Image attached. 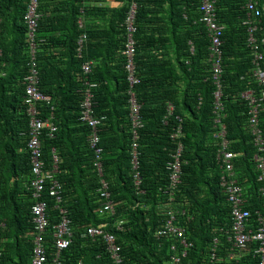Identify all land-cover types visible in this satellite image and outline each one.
Segmentation results:
<instances>
[{"label":"trees","instance_id":"16d2710c","mask_svg":"<svg viewBox=\"0 0 264 264\" xmlns=\"http://www.w3.org/2000/svg\"><path fill=\"white\" fill-rule=\"evenodd\" d=\"M108 0H41L38 27V69L40 89L50 97L42 104V115L53 109L55 130L39 134L44 174L59 169L47 180L41 199L35 197L38 177L33 173L30 119L26 112L25 80L29 73V27L26 15L31 0H0V264H32L34 250V208L47 202L50 228L47 233L50 260L54 226L61 221L60 209L72 221L73 241L62 252L63 264H113L102 237H89L90 227L108 224L117 238L124 264H256L251 256L229 259L232 246L231 207L221 189L223 167L218 161L214 134L216 77L211 58V35L201 19L203 0L136 1V76L132 91L141 105L138 129L142 191L133 184L132 143L134 121L129 103L131 89L126 71V19L134 0H118V8L106 7ZM247 0H216L219 22L227 29L221 39L223 57V105L221 113L235 160L236 177L245 191V209L264 215V185L254 163L257 149L248 129V107L242 93L253 88L252 50L248 27L244 25ZM261 9L264 30V0ZM102 4V6L96 5ZM83 12V13H82ZM86 15V16H85ZM94 17L95 24L83 22ZM102 22L105 23L101 25ZM258 19L254 22L257 23ZM262 33L259 30L258 35ZM87 35L82 57L79 40ZM264 48V47H263ZM62 49L60 58L55 50ZM66 59L69 61L67 62ZM93 63L92 72L83 66ZM264 69V63L262 64ZM93 89L95 117L102 119L100 158L91 144V128L82 121L83 84ZM175 107L173 115L168 108ZM181 118L183 136L172 134ZM264 132V103L260 115ZM184 144L181 185L170 190L167 163L171 152ZM264 156V153H263ZM110 185L114 213L100 214L98 194L102 177ZM62 185L63 201L57 204L49 188ZM171 196L175 201L171 202ZM185 212V213H184ZM186 229L192 246L181 255L180 241L168 233L167 222ZM122 222L123 229L115 225ZM257 227L256 225H254ZM218 240V243H216ZM222 258L224 260H222Z\"/></svg>","mask_w":264,"mask_h":264},{"label":"built area","instance_id":"2783aa9c","mask_svg":"<svg viewBox=\"0 0 264 264\" xmlns=\"http://www.w3.org/2000/svg\"><path fill=\"white\" fill-rule=\"evenodd\" d=\"M41 0H31L29 5V10L26 15L27 24L29 27V44L32 45L29 56L31 61L29 63V73L25 80L26 83V94L25 102L27 105L26 112L30 119V134L31 141L29 147L32 150V161H33V173L38 177L36 181V193L35 197L41 199V193L45 188L47 180H53L54 172L56 169H52L49 173L42 178L45 171V163L42 160L41 142L39 141V134L43 132L44 129L55 130L53 124L54 114L53 109L47 117L42 115V104L50 103V97L46 96L40 89V74L38 69V27L41 19V14L39 13V6ZM134 0L130 12L127 16L125 25L128 32V40L126 44V50L124 55L126 56V71L129 74L128 80L130 82L131 89L129 91L131 104V114L134 121V135L132 143V169H133V184L139 193H144L141 189L142 187V175L140 171V153H139V134L138 129L143 127L141 123V105L138 103L136 94L132 91L133 87L139 83V79L136 76V41L134 39V34L137 30L136 27V13H137V3ZM246 11V21L245 26L248 27V45L252 50V63L254 65L251 71V78L255 81L260 89V92H256L253 88L246 91L242 97L248 103V129L250 131L251 137H253L254 147L257 152L254 155V163L256 170L259 173L258 180L264 185V132L260 125V115L263 109L264 103V69L262 64L264 63V30L261 27V10L258 8V3L253 0L246 2L244 6ZM201 11L204 17L201 21L205 22L209 27V30L213 33L211 35L210 50L212 52L210 60L213 62V71L216 77V87L215 92V112L217 117L215 118V129L214 139L217 149L218 161L221 162L223 169V175L221 178V189L223 194L226 196V201L231 207V221L232 225L228 231V237L230 245L232 246L231 253L229 254V259L240 260L244 256H251V259L257 261L256 264H264V215L260 212L252 214L251 211L245 209V191L240 185L236 177L234 160L240 155L231 149L232 142L227 137L226 125L224 123L223 116L224 105H223V57H222V47L225 44L221 39L224 35L225 28L220 24L217 14L216 0H203ZM258 19L257 23L254 22ZM259 30L262 31L258 35ZM87 35H82L79 40V55L82 57L85 42L87 41ZM93 63H86L83 66V71L85 74L92 72ZM97 87L96 83H92L86 80L83 84L84 88V99L81 105L82 108V121L85 125L89 126L91 129V144L93 149L96 150L98 158H100L102 149L98 147L100 142V131L102 119L95 117V103L93 100V89ZM175 107L170 105L168 112L173 115ZM179 126L175 133L172 134L174 140H180L183 134V127L181 125L182 119L177 118ZM184 144L181 142L176 149V152H171V160L167 163V170L169 173L170 190L171 195L176 193V190L181 185L182 180V167H183V154H184ZM100 176L102 177V183L98 189V194L100 196V201L102 206L100 208V214L114 213L115 203L112 201V194L110 191L109 183L103 178V168L101 163H97ZM62 185L55 182L54 185L49 188V194L58 203L63 201L62 195ZM264 193V188L262 189ZM175 201V196H171V202ZM185 213V212H184ZM61 221L56 226H54L53 238V248L55 249V257L50 260L48 253V241L47 233L50 228V220L47 215V202L46 200H41L35 205L34 208V224L35 231L34 237V250H33V263L32 264H63L61 261L62 252L70 247L73 241V229L72 221L68 217V212L66 209H60ZM176 217L172 218L167 222V226L163 235L168 233H173V235L180 241L181 255L186 257L188 249L192 246L189 239L186 236L185 227L176 224ZM123 223H117L115 227L118 230L123 229ZM256 225L257 227H255ZM108 224H100L97 227H90L87 231L89 237H102L105 240L107 249L113 259V264H124V259L121 255V248L117 243L116 236L109 232ZM218 243V240H216ZM216 247L213 249L211 259L213 264L219 262V257L216 256ZM180 258H175V263L178 264Z\"/></svg>","mask_w":264,"mask_h":264},{"label":"crops","instance_id":"0c3cea01","mask_svg":"<svg viewBox=\"0 0 264 264\" xmlns=\"http://www.w3.org/2000/svg\"><path fill=\"white\" fill-rule=\"evenodd\" d=\"M96 5H99V6H102V4H96ZM122 3H120L118 0H108L106 3H105V6L106 7H110V8H118L119 6H121ZM83 13V12H82ZM86 16V15H85ZM85 16H83V22L85 21L88 25L89 24H95V22L97 21V19L95 20L94 22V17L93 16H88V18L86 19ZM102 19L105 20V17H101V25L105 24L102 22ZM220 24L225 28V30L227 29V26L225 24H222L220 22ZM225 32V31H224ZM62 49H56L55 52L57 54V56L60 58V53H61ZM59 54V55H58ZM66 61L68 62L69 60L66 59Z\"/></svg>","mask_w":264,"mask_h":264},{"label":"clouds","instance_id":"9594fccd","mask_svg":"<svg viewBox=\"0 0 264 264\" xmlns=\"http://www.w3.org/2000/svg\"><path fill=\"white\" fill-rule=\"evenodd\" d=\"M249 0H247L246 2H248ZM253 1H255L256 3H257V1L256 0H253ZM258 8H259V6H258ZM261 10V9H260ZM261 19V18H260ZM245 21H246V18H245V20H244V23H245ZM245 25V24H244ZM258 87V86H257ZM248 91V90H247ZM246 92V91H245ZM244 92V93H245ZM244 93H242V95L244 94ZM243 98V97H242ZM244 99V98H243ZM244 101L246 102V100L244 99ZM247 103V102H246ZM247 107H248V103H247ZM58 164H59V158H58V156L56 155V154H54V159H53V166H54V169H56L57 168V170L59 169V166H58ZM55 200V199H54ZM56 201V200H55ZM56 203L57 204H60V203H58L57 201H56ZM48 241V240H47ZM52 244H53V241H52ZM55 250V249H54ZM50 256V255H49ZM222 260H224L223 258H222Z\"/></svg>","mask_w":264,"mask_h":264}]
</instances>
